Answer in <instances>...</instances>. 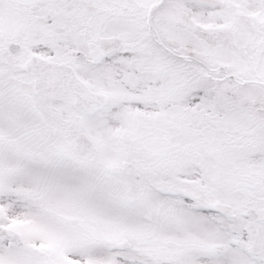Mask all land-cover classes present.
Here are the masks:
<instances>
[{"label":"snow or ice","instance_id":"obj_1","mask_svg":"<svg viewBox=\"0 0 264 264\" xmlns=\"http://www.w3.org/2000/svg\"><path fill=\"white\" fill-rule=\"evenodd\" d=\"M0 264H264V0H0Z\"/></svg>","mask_w":264,"mask_h":264}]
</instances>
